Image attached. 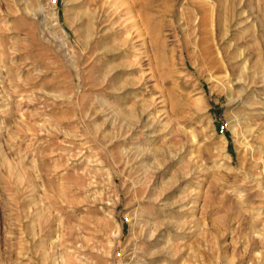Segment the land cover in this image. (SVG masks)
Masks as SVG:
<instances>
[{
	"label": "rangeland",
	"instance_id": "374dc122",
	"mask_svg": "<svg viewBox=\"0 0 264 264\" xmlns=\"http://www.w3.org/2000/svg\"><path fill=\"white\" fill-rule=\"evenodd\" d=\"M0 264H264V0H0Z\"/></svg>",
	"mask_w": 264,
	"mask_h": 264
},
{
	"label": "bare ground",
	"instance_id": "6f19581e",
	"mask_svg": "<svg viewBox=\"0 0 264 264\" xmlns=\"http://www.w3.org/2000/svg\"><path fill=\"white\" fill-rule=\"evenodd\" d=\"M206 14V13H205ZM206 16V15H205ZM205 18H207V17H205Z\"/></svg>",
	"mask_w": 264,
	"mask_h": 264
}]
</instances>
